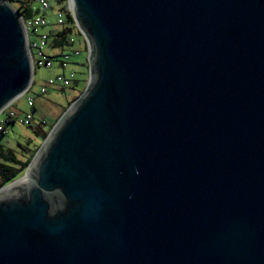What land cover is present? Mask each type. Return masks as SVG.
I'll list each match as a JSON object with an SVG mask.
<instances>
[{
  "label": "water",
  "instance_id": "95a60500",
  "mask_svg": "<svg viewBox=\"0 0 264 264\" xmlns=\"http://www.w3.org/2000/svg\"><path fill=\"white\" fill-rule=\"evenodd\" d=\"M89 80L0 188V264H264V0H69ZM0 0V113L31 87Z\"/></svg>",
  "mask_w": 264,
  "mask_h": 264
},
{
  "label": "rangeland",
  "instance_id": "374dc122",
  "mask_svg": "<svg viewBox=\"0 0 264 264\" xmlns=\"http://www.w3.org/2000/svg\"><path fill=\"white\" fill-rule=\"evenodd\" d=\"M12 5L18 8L21 7L16 3ZM17 10L20 11L19 9ZM56 11V7L51 8L47 13V17L49 18L50 14ZM75 37L77 38L76 46L81 50V56L77 58V62L69 63L65 67L56 64L53 68L38 67L36 69L35 81L30 94L34 98L37 107L29 106L25 98L11 106V109L16 112L18 120L7 125V133L3 134L0 132V146L6 150L10 148L12 153L22 162L27 161L32 152L39 149L45 141L37 134L39 120L47 119L48 124L46 127L52 129L65 111L82 94H79L80 91H84L87 87L89 80L87 46L85 42L83 44L80 43V35L75 34ZM86 63H88L87 67ZM71 72L76 73L75 79L79 81L77 87L65 88L57 86L48 93H41V87L49 77L55 76L57 73L70 74ZM70 102L72 103L70 104ZM27 112H32L37 117V120L30 124L21 123V118ZM1 158L4 159V157ZM25 172L18 175L12 182L22 178Z\"/></svg>",
  "mask_w": 264,
  "mask_h": 264
},
{
  "label": "built area",
  "instance_id": "2783aa9c",
  "mask_svg": "<svg viewBox=\"0 0 264 264\" xmlns=\"http://www.w3.org/2000/svg\"><path fill=\"white\" fill-rule=\"evenodd\" d=\"M18 5L21 6L19 3ZM53 6V0H32L31 7L33 8L34 13L29 17L24 16V13L22 12L23 7H14L16 10H20L19 12L21 14L23 24L26 29L27 45L30 52L32 65L34 68V78L30 89L25 94L14 100L8 107H6L0 113V132H2L3 134L7 133V125L9 123H15L18 120L16 112L11 109L12 105L18 103L22 98H25L26 103L29 106H35L34 98L31 96L30 92L35 81V74L37 68H53L56 64L65 67L69 63L77 62V58L81 56V50L76 46L77 38L73 33L67 35L65 47L58 48L54 45V42L51 38L50 30L55 25L63 26L65 23V15L63 12L57 11L56 22L52 24L51 20L47 17V13L51 8H53ZM80 39V43L82 41L86 43L87 51L89 54L88 40L83 34L82 36L80 35ZM75 76V72H71L70 74L57 73L55 76L49 77L45 81V84L41 87V93H48L50 90L54 89L57 86H62L65 88L72 87L74 82L76 81ZM36 120L37 117L32 112H27L25 116L21 118L20 121L24 124H30ZM39 123L46 126L48 124V121L47 119H41L39 120ZM11 153L12 150L10 148L6 150L2 146H0V157L6 158Z\"/></svg>",
  "mask_w": 264,
  "mask_h": 264
},
{
  "label": "trees",
  "instance_id": "16d2710c",
  "mask_svg": "<svg viewBox=\"0 0 264 264\" xmlns=\"http://www.w3.org/2000/svg\"><path fill=\"white\" fill-rule=\"evenodd\" d=\"M6 1L12 4L19 3L21 7H23L22 12L24 13L25 17H29L34 13L33 8L31 7L32 0H6ZM53 2H54L53 7H56L57 11H61L64 13L65 23L63 26H58V25L53 26L52 29L50 30V34L54 42V45L58 48H63L66 46L67 35L73 33L82 36V34L76 26V22L70 8L69 0H53ZM78 82H79L78 80L74 82L73 84L74 88L78 86ZM82 92L83 90H81L79 94H81ZM71 103L72 102H70V104ZM34 107L37 106L35 105ZM50 130L51 129L39 123L37 127V134L41 138L45 139L48 136ZM37 150L38 149L34 150L30 155L29 159L25 162L20 161L13 153H11L9 156H7L4 159L0 157V188L12 182L14 179H16L18 175H20L22 172H24L27 169L33 157L35 156Z\"/></svg>",
  "mask_w": 264,
  "mask_h": 264
},
{
  "label": "crops",
  "instance_id": "0c3cea01",
  "mask_svg": "<svg viewBox=\"0 0 264 264\" xmlns=\"http://www.w3.org/2000/svg\"><path fill=\"white\" fill-rule=\"evenodd\" d=\"M56 17H57V11H56V12H52V13L50 14L49 19L51 20L52 24H53L54 22H56ZM81 43L83 44V42H81ZM86 67H87V64H86Z\"/></svg>",
  "mask_w": 264,
  "mask_h": 264
},
{
  "label": "bare ground",
  "instance_id": "6f19581e",
  "mask_svg": "<svg viewBox=\"0 0 264 264\" xmlns=\"http://www.w3.org/2000/svg\"><path fill=\"white\" fill-rule=\"evenodd\" d=\"M25 175H26V174H25ZM25 175H24V176H25ZM24 176H23V177H24Z\"/></svg>",
  "mask_w": 264,
  "mask_h": 264
}]
</instances>
